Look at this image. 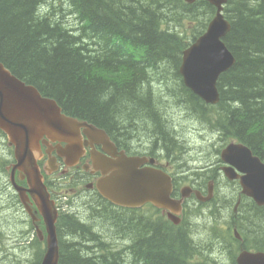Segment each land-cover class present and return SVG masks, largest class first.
Masks as SVG:
<instances>
[{
	"label": "trees",
	"instance_id": "16d2710c",
	"mask_svg": "<svg viewBox=\"0 0 264 264\" xmlns=\"http://www.w3.org/2000/svg\"><path fill=\"white\" fill-rule=\"evenodd\" d=\"M52 1L0 0V62L55 99L65 114L106 130L120 143L138 136L141 142L162 143L169 155L184 148L164 115L171 98L190 117L219 130L224 142L243 143L264 161V0H229L225 12L232 28L225 43L236 64L219 79L216 106L189 90L179 73L183 51L215 14L207 2ZM242 200L226 229H212V242L227 251L232 264L240 248L264 251V207ZM224 204L226 212L232 210V200ZM99 217L91 222L76 213L60 217L59 264H221L209 256L214 244L207 250L195 244L188 220L177 228L122 213L110 240ZM120 243L123 247L116 248ZM42 257L40 252L32 264Z\"/></svg>",
	"mask_w": 264,
	"mask_h": 264
},
{
	"label": "water",
	"instance_id": "95a60500",
	"mask_svg": "<svg viewBox=\"0 0 264 264\" xmlns=\"http://www.w3.org/2000/svg\"><path fill=\"white\" fill-rule=\"evenodd\" d=\"M194 3L196 0H185ZM217 8L215 18L207 31L183 53L179 72L185 86L208 104L220 102L218 80L236 63V59L227 48L224 39L231 30V24L224 17V5L228 0H207ZM0 130L9 139L15 149L19 169L27 179L30 189L18 188L19 193L31 194L41 212L47 232V250L42 264H59V240L56 223L58 213L50 200L43 183L38 159L41 157V141L47 137L51 142L66 144L60 155L78 161L84 147L83 134L91 140V145L102 143L114 150L107 133L87 122H81L63 113L54 99L42 96L39 90L26 85L0 63ZM110 154V151H108ZM116 157L115 154H113ZM226 167L223 171L228 179L239 180L242 194L252 199L258 206H264V162L253 154L244 144L231 143L221 154ZM94 168L102 170L104 179L99 181L98 189L109 201L124 207H139L151 202L159 208L169 210L171 219L179 223L183 202L190 197L192 189L182 190L180 200L173 199L172 178L163 171L142 168L148 163L146 158H129L119 155L114 161L106 156L94 155ZM200 201L208 197L196 192ZM27 200V199H26ZM25 200V201H26ZM238 239L240 236L235 232ZM237 264H264V252L242 250Z\"/></svg>",
	"mask_w": 264,
	"mask_h": 264
},
{
	"label": "rangeland",
	"instance_id": "374dc122",
	"mask_svg": "<svg viewBox=\"0 0 264 264\" xmlns=\"http://www.w3.org/2000/svg\"><path fill=\"white\" fill-rule=\"evenodd\" d=\"M50 2L54 3L52 0H50ZM47 7L48 6H46V8ZM61 7L65 9V14H68L69 9L67 5L63 4ZM50 9L51 7L49 11ZM67 19L71 21V24L76 23L72 16H67ZM166 101L167 103L165 106L167 108L164 111V115L168 119L170 126L172 125L171 128H176L175 130L178 131V135L184 144L183 151L181 152V165L183 168H180L181 165H177L174 170L175 177L178 179L180 187H183L184 185L194 184L199 180V177L195 176L196 173L208 175L207 167L219 161V152L230 141L224 142L220 135L212 131L206 123L200 122L194 117H190V115L187 114L188 112L177 107L175 101ZM5 142L3 140L1 145L4 158H6L9 153L8 147L6 146L7 142ZM3 161L4 159L0 158V164H2ZM219 179V184L217 187L215 186L216 203H210L207 205L208 207H204L199 215L197 209L199 208V204L191 202V210H188L187 223L192 226V231L195 234L194 242L200 249L207 250L214 244L215 251L210 255L208 253V255L211 258L213 257V259H218L221 264H232L227 251L219 245L216 246L215 243L212 242V238L214 237V230L220 232V230L226 229L225 225L232 217L233 208L231 211L226 212L225 208H223L225 206L224 201L232 200V207H234L240 189L237 184L229 182L224 177H220ZM1 183H6L5 177H1ZM9 194L13 193L8 190L5 194L0 196V264H32V262L36 260L37 255L45 250L46 243L42 239H37L36 230L32 227L28 217H26L22 209L11 206L12 198L8 197ZM77 209L80 211H88V217L90 218L89 222L95 221L94 219L100 216L97 218V222L100 223L99 226H103L102 228L104 231H109L107 234L103 233L104 238L110 240L115 238V234H117V223L113 218L114 214L112 212L109 213L105 210H99L95 211V216H93V212L90 209H86L80 201L75 202V207L72 210L75 211ZM40 229L43 230L42 228ZM197 235H199V237H197ZM121 245L122 243L116 244L115 247L122 248L123 246Z\"/></svg>",
	"mask_w": 264,
	"mask_h": 264
},
{
	"label": "flooded vegetation",
	"instance_id": "af4514ba",
	"mask_svg": "<svg viewBox=\"0 0 264 264\" xmlns=\"http://www.w3.org/2000/svg\"><path fill=\"white\" fill-rule=\"evenodd\" d=\"M0 136L2 135L0 134ZM134 139L137 140L136 143H134ZM126 141H127L126 143H120L118 139L114 137L113 142L115 143V147L117 151L112 150V153L121 154L122 152H125L130 157H134V156L147 157L149 160L154 161L153 164H149L148 166L152 167L153 169H158L168 172L173 177V180L174 181L176 180L174 170H175V166H177L178 163L175 159L172 161L166 160L165 148L162 143L161 144L156 143L155 141L150 143L146 141L141 142L139 136L131 137V138L127 137ZM62 147H64V145H61L59 147L57 143H51L49 140H47V142L42 146L41 169L44 174H48V177H50V180H48V178L46 177L47 179L45 182L47 184L51 196L53 195L54 189L56 188L55 185L58 184V186H61L68 182L71 185H78L79 192L78 195H76V197L77 199H79V201L86 209H90V206L95 203L97 204L110 203V205H112L111 207L112 211L113 210L117 211L120 208L126 211L128 214L140 213V212L149 213V216H151L153 219H156L157 221L164 220L165 211L156 208L152 204H146L138 208L118 207L117 205L105 200L97 188L98 182L104 176L100 171H97L93 167V160L91 154L93 150L92 147L88 146L86 148L85 155L74 166H70L69 164L72 162L65 160V158L59 155V148ZM95 150L98 153L107 154L104 150L103 145H98V144L95 145ZM5 160L8 162V164L5 163L4 167H2L0 164V196L3 195L6 190V185L1 183V177L8 175L9 186H7V191L9 190L13 192V194H15L18 197L14 185L13 183H11V174H12V168L14 162H12L11 159L9 158H5ZM44 164L47 166L45 167ZM215 165L221 166V164L219 163ZM215 165H211L210 168L208 169L212 170L213 176L216 178L217 175L221 174V171L219 170V168L218 171H216L217 167H215ZM14 181L17 185L26 187V183H25L26 181L22 180V175L19 171H16V173L14 174ZM203 193H205V191H203ZM191 197H193V195ZM18 200H19L18 207L22 206L23 211H25L21 203V199H19V197ZM189 201H193V198L185 201V207L187 202ZM12 205L16 206V203L14 202ZM81 211L78 209L77 210L78 214L86 215L85 219L89 220L90 218L88 217V211L86 210L85 211L81 210ZM32 212L33 214L36 213L34 208ZM113 214H114L113 218H115L116 213Z\"/></svg>",
	"mask_w": 264,
	"mask_h": 264
},
{
	"label": "bare ground",
	"instance_id": "6f19581e",
	"mask_svg": "<svg viewBox=\"0 0 264 264\" xmlns=\"http://www.w3.org/2000/svg\"><path fill=\"white\" fill-rule=\"evenodd\" d=\"M48 13V12H47ZM227 15V14H226ZM75 18V17H74ZM67 27V26H66ZM175 31V30H174ZM197 34V33H196ZM119 40V39H118ZM190 45V44H189ZM117 49V48H116ZM165 66V65H164ZM163 70V69H161ZM155 72V71H154ZM166 94V93H165ZM165 101V100H164ZM193 106V105H192ZM173 110V109H172ZM195 110V109H194ZM184 111V110H183ZM207 120V119H206ZM207 123V122H206ZM170 125V124H169ZM212 127V126H211ZM204 129V128H203ZM213 131V130H212ZM219 131V130H218ZM217 131V132H218ZM246 199V198H245ZM6 207V206H5ZM20 211V210H19ZM241 211V210H240ZM21 219V218H20ZM4 220V219H3ZM235 223V222H234ZM222 238V237H221ZM213 239V238H212ZM23 240V239H22ZM91 240V239H90ZM216 241V240H215ZM209 244V243H208ZM96 246V245H95ZM131 251V250H130ZM128 255V254H127ZM130 255V254H129ZM35 257V256H34ZM132 257V256H131ZM135 258V257H134Z\"/></svg>",
	"mask_w": 264,
	"mask_h": 264
}]
</instances>
